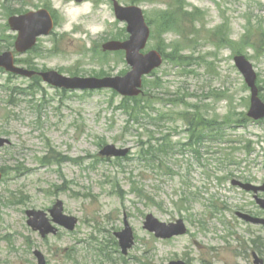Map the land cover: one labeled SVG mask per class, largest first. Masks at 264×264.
Returning <instances> with one entry per match:
<instances>
[{
  "label": "rangeland",
  "instance_id": "obj_1",
  "mask_svg": "<svg viewBox=\"0 0 264 264\" xmlns=\"http://www.w3.org/2000/svg\"><path fill=\"white\" fill-rule=\"evenodd\" d=\"M118 2L144 10L153 31L146 51L165 55L144 81L150 106L139 123L111 90L65 92L0 70V137L10 142L0 147V264H37L34 250L47 264H253L254 252L264 259V227L237 213L264 214L253 194L232 185L264 182V122L247 118L250 89L234 61L237 55L251 61L264 101V0ZM44 5L57 11L55 34L22 61L66 76L129 70L122 54L102 52L105 42L127 35L112 0H0V41L15 36L7 27L9 6L27 11ZM178 7L177 24L162 33L161 18ZM196 108L210 120L249 121L226 125L225 140H208L197 155L196 147L183 146L191 132L180 116ZM164 139L171 146L167 154L145 160L143 149ZM107 145L129 149L128 156L102 158ZM58 200L78 225L42 239L26 212L48 211ZM149 214L166 223L183 219L188 234L155 238L144 229ZM126 219L135 245L124 256L115 234Z\"/></svg>",
  "mask_w": 264,
  "mask_h": 264
},
{
  "label": "water",
  "instance_id": "obj_2",
  "mask_svg": "<svg viewBox=\"0 0 264 264\" xmlns=\"http://www.w3.org/2000/svg\"><path fill=\"white\" fill-rule=\"evenodd\" d=\"M81 1V0H78ZM115 13L120 21L127 22V31L130 34L129 40L125 42L110 41L103 46L104 51H126V61L131 67V71L125 76L99 78H69L55 71L42 73L43 80L55 87L66 89L95 90V89H113L123 97H137L142 93L143 76L149 75L153 70L159 68L163 59L157 51H151L143 54L150 38V28L146 23L143 10L137 6L123 7L118 3L115 5ZM9 24L13 31L19 33L16 41L17 51L23 53L35 46L37 38L41 35H48L54 28L53 20L46 10L30 12L21 16H13L9 19ZM235 63L241 74L244 76L248 87L251 90V105L248 117L254 120L264 119V102L259 97L257 86V74L252 63L245 56H237ZM0 68L22 76H32L34 72L15 66L14 55L12 52H5L0 55ZM9 144L7 139L0 137V147ZM128 149H117L113 145L106 146L102 151V156L121 157L128 154ZM2 173L0 172V180ZM233 185L241 187L247 192H254L255 199L262 209H264V199L257 196L259 192H264V184L255 186L253 184H244L234 181ZM63 202L58 201L51 209L50 214L53 222L64 226L73 231L77 224V219L63 214ZM28 225L35 231H40L42 237L49 234H56L57 230L52 226L47 214L43 211H28ZM238 216L243 220L253 224H263L264 219L254 218L247 214L239 213ZM126 229L116 234L120 239V245L123 253L127 254L128 250L134 245V236L128 222ZM145 229L154 232L158 238L171 239L175 236L186 234L187 229L182 220L176 223L166 224L160 222L153 215H148L145 222ZM39 264H46L43 254L35 252ZM255 264H264V261L254 254ZM170 264H186L182 261H173Z\"/></svg>",
  "mask_w": 264,
  "mask_h": 264
},
{
  "label": "trees",
  "instance_id": "obj_3",
  "mask_svg": "<svg viewBox=\"0 0 264 264\" xmlns=\"http://www.w3.org/2000/svg\"><path fill=\"white\" fill-rule=\"evenodd\" d=\"M8 9L11 11L9 14H20L22 13V10L14 11L9 6ZM175 13H166L161 18L160 22V28L162 33H165L166 31H170L171 28H174L177 24V18L176 14L178 12H183L181 7H178ZM186 14V13H185ZM117 37V39L122 38ZM251 38V36H250ZM248 39V38H247ZM264 41V38H263ZM9 46H13V41L8 43ZM8 46V48H9ZM3 46H0V52L2 51ZM158 85L157 83L152 85V87L156 88ZM149 97L144 95L143 97L139 98H133V99H124L122 108L126 112V114L129 115L131 122L135 121V123H139L138 120L142 117L143 114L147 113V106L149 105ZM149 108V107H148ZM184 119V121H187L189 123V128L192 131L191 135V141L190 143L193 144L192 146H195L197 148H200L201 146H204L203 144L207 142L208 140H211L212 142H215V140H225L223 132L226 129V125H234L235 123H239L243 121H249L245 117L238 121H231V119H224L223 121L216 120V119H207L204 117L197 108L195 109V113H191L190 116L186 113L180 114ZM168 120V119H167ZM260 123V122H259ZM164 141V142H163ZM161 145L154 146L152 142H150V145L147 149H143V158L145 160H151V157L157 158L156 152H160L162 155L167 154L168 149H171L170 145H167L166 139H164ZM194 142V143H193ZM221 142V141H220ZM222 143V142H221ZM250 143L246 147V152L249 154L251 153V150L249 149ZM198 152V151H197ZM155 155V156H154ZM263 155H264V147H263ZM159 161L162 163L163 159L162 157L159 159Z\"/></svg>",
  "mask_w": 264,
  "mask_h": 264
},
{
  "label": "flooded vegetation",
  "instance_id": "obj_4",
  "mask_svg": "<svg viewBox=\"0 0 264 264\" xmlns=\"http://www.w3.org/2000/svg\"><path fill=\"white\" fill-rule=\"evenodd\" d=\"M115 0H112V3H114ZM42 8H49L48 5H44ZM52 14H55V10L49 9Z\"/></svg>",
  "mask_w": 264,
  "mask_h": 264
}]
</instances>
